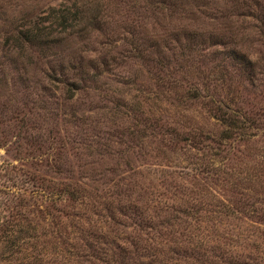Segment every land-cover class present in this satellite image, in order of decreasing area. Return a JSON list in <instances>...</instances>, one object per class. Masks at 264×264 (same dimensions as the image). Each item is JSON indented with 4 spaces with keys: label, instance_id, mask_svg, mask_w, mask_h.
I'll return each instance as SVG.
<instances>
[{
    "label": "rangeland",
    "instance_id": "rangeland-1",
    "mask_svg": "<svg viewBox=\"0 0 264 264\" xmlns=\"http://www.w3.org/2000/svg\"><path fill=\"white\" fill-rule=\"evenodd\" d=\"M150 1L0 0V264H85L69 244L136 234L156 214L181 217L162 228L180 245L200 234L264 252V0H170L158 13ZM63 19L74 25L61 30ZM34 27L43 42L19 38ZM136 31L171 47L169 61L152 50L138 59ZM177 31L179 43L162 39ZM210 34L244 52L252 72L213 51ZM215 113L243 127L222 139ZM223 203L245 221L221 216ZM27 231L36 238L23 253L40 260L8 255Z\"/></svg>",
    "mask_w": 264,
    "mask_h": 264
},
{
    "label": "trees",
    "instance_id": "trees-1",
    "mask_svg": "<svg viewBox=\"0 0 264 264\" xmlns=\"http://www.w3.org/2000/svg\"><path fill=\"white\" fill-rule=\"evenodd\" d=\"M155 1H157V4L163 5L164 8L154 10L152 6L150 9L152 13H158L163 9L167 8V10H170L172 8L173 2H171L170 0H151L150 4H154ZM63 18H65V16H63ZM78 19L79 16L73 15V23ZM58 24L61 30H65L67 25H74L71 22L70 24H65V19L61 20ZM181 33L183 34V32L179 31L172 34L169 33V37L167 34L166 36L162 37V39L165 40V43L166 40H171L179 43ZM209 36V45L214 46L213 51L218 53L222 52L224 56L223 59L229 58L233 61V63H235L236 67L247 71L248 74L252 72L254 63L244 52L239 51L235 47L227 46L226 41L222 40V38H218L214 34H210ZM44 37H46V34L39 27H34V29L32 30H26L19 36V38H21L22 40L30 42H34L35 40L43 42ZM196 37V34L192 32H186L184 34V39L187 40V42L189 41L191 44L197 41ZM145 40L148 42H145ZM151 42L152 40L150 38H143L142 40L140 36H137L136 31V57L138 59H141V61H146L150 54L149 52L152 50L151 53H155L156 51V54L158 55V57H152L155 58L156 63L162 65L164 63V60L169 61L168 56L165 54V50L166 48L169 50L171 47L167 46V44H164L165 47L163 46L160 48V43L156 44ZM189 42V46L186 45V47H188V49H193V45H190ZM216 43H218L222 47V51L218 50V47H216ZM154 65L156 66V64ZM158 69L162 70L161 67H159ZM220 69L226 70L224 65H221ZM156 78L162 81H167V79H163L159 74L156 76ZM218 79L219 78H216V80ZM220 79H222L223 81V73L221 74ZM214 93L218 94L217 90H215ZM215 115L216 118L220 119L224 125L222 139H228L229 134L232 130L241 129L243 127L240 126L237 122L232 121V119L228 116L225 117L223 114L220 115V113L218 114L219 116H217L216 113ZM69 193L72 194L71 192ZM115 193L116 196H118L117 199L121 198V196H119L120 189L116 190ZM133 204L134 203L130 202L127 204V207L131 209L133 213L137 212L138 210L141 213H144V208L142 206H136ZM222 205L224 209L218 210V212H220V215L222 216L223 214L228 217L232 216V212H227L228 207L224 203ZM251 205L252 204H248L247 208H249ZM161 206H158V210L162 209ZM104 207L106 210L109 209L108 204H104ZM106 210L99 211L105 212L110 219H113L112 216L106 212ZM182 213L184 215H189L187 214L186 210H183ZM170 217L171 218H163L159 217L157 214L156 218L154 219L153 216H149L147 218L141 217L139 222L136 223V225L140 228V232H136V234L132 235H126L124 237H121L117 230H114L110 233L106 232L105 230L99 231V234L89 233L86 237L90 236V239H92L90 240V243H88V240L85 239L86 237H82V243H78L77 245L69 244V246L73 248V252H69V255L75 254L76 256L83 258L85 264H183V262L187 263L188 259L190 260L191 264H264V255H261L264 252H262V250L260 249L261 247L259 244H254L252 242L249 244V246H244L245 244L239 246L238 244L233 245L234 247L232 248H227L225 246L226 244L223 242V240H220L219 236L217 238H207L206 236H200V234H198L195 236V240L193 242L191 240L188 241L189 244H187V246L180 245V241H176L175 239H173V237H170V241L172 242V244H169L171 242L168 239L169 236H171L172 230L169 229L163 231L162 228L173 227L174 224H178V220H181V217H179L178 215ZM232 217L237 221H245L244 219L237 218L236 216ZM255 221H257L260 225H264V214L259 216ZM105 222L107 221L105 220ZM217 222L219 223V221ZM27 226L28 229H34V227H32L31 225V222L29 221H27ZM146 228H150L151 231L154 230L155 233L149 236L148 234L150 232H145ZM50 233L51 235H53V231ZM109 235H111V238H109ZM235 236L236 238L238 237L237 234H235ZM249 236L250 234L246 233V235H243L241 240L246 241L247 239H249ZM35 238L36 234L28 231L27 233L25 232L24 236H21V234H15L9 239L10 250L8 255L10 257H15L18 260H26V258L28 259V257L31 258V260H40L38 257L40 253L37 255H34L35 253L29 255L27 254L26 256L23 253V251L25 252L24 246L29 244V242ZM58 238L59 236H57L56 239ZM221 239L223 238L221 237ZM238 241L240 242V239ZM253 251L259 253L261 256H256ZM172 259H174L176 262H173ZM179 261L180 263H178Z\"/></svg>",
    "mask_w": 264,
    "mask_h": 264
}]
</instances>
